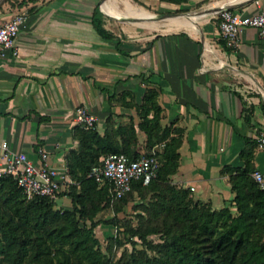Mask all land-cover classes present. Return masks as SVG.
Listing matches in <instances>:
<instances>
[{"label": "crops", "instance_id": "1", "mask_svg": "<svg viewBox=\"0 0 264 264\" xmlns=\"http://www.w3.org/2000/svg\"><path fill=\"white\" fill-rule=\"evenodd\" d=\"M130 4L143 15H133ZM103 5L115 17L101 21L110 38L92 25L94 8ZM7 6L0 22L25 18L17 54L0 56V168L3 143L34 164L42 149L48 164L61 168L78 148L72 118L79 105L95 114L101 134L132 122L135 152H146L136 106L151 88L160 125L181 135L170 183L189 188L195 201L235 214L224 168H248L251 177L264 169L257 144L264 135V38L245 27L237 46L227 47L218 12L231 7L242 15L264 14V0H28ZM159 14L171 17L154 18ZM57 201L58 208H72L67 195Z\"/></svg>", "mask_w": 264, "mask_h": 264}, {"label": "trees", "instance_id": "2", "mask_svg": "<svg viewBox=\"0 0 264 264\" xmlns=\"http://www.w3.org/2000/svg\"><path fill=\"white\" fill-rule=\"evenodd\" d=\"M27 2L6 0L11 7ZM104 17L96 6L92 25L101 37L110 38L101 25ZM136 109L138 128L145 134L144 153L163 145L155 152L159 162L156 178L147 184L134 180L129 192L111 200L107 182H96L86 174L108 153H124L130 159L140 156L135 152L134 125L111 127L103 134L96 128L75 126L78 148L68 152L66 163L76 184L64 193L72 208H58L56 202L43 196L27 199L11 176L0 177V264H264V191L248 168L226 167L223 171L229 175L235 214L228 207L216 210L195 201L189 188L170 183L177 168L181 135L176 132L171 136L169 128L160 125L157 91L146 89ZM133 193L155 198L141 204L139 226L126 224L122 231L132 245L139 241L144 248L133 246L126 258L111 262L100 249L94 232L99 224L94 217L109 202H118L116 210L122 211ZM151 234H159L160 242L148 241ZM147 250L154 254L149 256Z\"/></svg>", "mask_w": 264, "mask_h": 264}, {"label": "built area", "instance_id": "3", "mask_svg": "<svg viewBox=\"0 0 264 264\" xmlns=\"http://www.w3.org/2000/svg\"><path fill=\"white\" fill-rule=\"evenodd\" d=\"M24 18V15L18 14L0 22L1 57L8 52L13 56L17 54L15 38ZM245 27L257 29L259 35L264 38V14L242 15L232 9L218 12L220 36L227 47L237 46L239 33ZM72 121L74 127L95 129L97 117L87 106L79 105L75 109ZM257 144L264 152V135L257 138ZM1 148L6 163L0 168V177L11 176L27 199L43 196L56 202L65 195L70 186L76 184L69 175L66 160L61 168H55L48 164V156L42 149L39 150V163L34 164L25 153L9 152L4 143ZM155 152L156 150L152 149L148 153L140 154L136 159H130L124 153H108L100 158V164L90 168L86 176L96 182H107L111 200L121 198L131 190V183L134 180L142 179V183L147 184L156 178L159 162ZM252 178L264 191V169L254 171Z\"/></svg>", "mask_w": 264, "mask_h": 264}, {"label": "rangeland", "instance_id": "4", "mask_svg": "<svg viewBox=\"0 0 264 264\" xmlns=\"http://www.w3.org/2000/svg\"><path fill=\"white\" fill-rule=\"evenodd\" d=\"M9 10L10 9L6 4V0H3L0 3V21L3 20L4 16ZM185 21V19L180 20V22ZM151 201H155V198H152L151 194H144V198H140L137 194L133 193L132 196L128 197L127 203L124 205L122 211L116 210V207L119 206L117 204L118 202H109V204L101 209L94 217L95 221L99 224L94 229V232L100 241V249L102 252H105L108 255L111 262L118 261L122 256L126 258L127 254H130L134 251L133 246L135 249L144 248V245L140 244L136 237H134L133 240H136L137 244L132 245L128 241L130 237L127 234L124 235L122 231L124 230L126 224L133 228H137L139 226L137 215H139V213L143 214L142 208L140 206L143 203ZM60 203L62 202L57 201L56 206L59 207ZM62 209H64V207ZM116 229H118L117 233ZM147 239L148 241L156 244L160 242V235L151 234L147 237ZM261 242H264V237ZM147 254L152 256L154 253L151 250H147Z\"/></svg>", "mask_w": 264, "mask_h": 264}, {"label": "bare ground", "instance_id": "5", "mask_svg": "<svg viewBox=\"0 0 264 264\" xmlns=\"http://www.w3.org/2000/svg\"><path fill=\"white\" fill-rule=\"evenodd\" d=\"M128 8L131 10V11H134V13H133V15H137V16H139V15H143V13L141 14V10H140V8H137L135 5H133V4H130L129 6H128ZM101 10H102V12L104 13V15L106 16V15H111V14H109L108 12H106L105 10H104V5H103V9L101 8ZM129 11V10H128ZM130 12V11H129ZM132 14V13H131ZM113 16V15H112ZM132 20V19H131ZM175 19H173V21H174ZM177 20H179V19H177Z\"/></svg>", "mask_w": 264, "mask_h": 264}, {"label": "water", "instance_id": "6", "mask_svg": "<svg viewBox=\"0 0 264 264\" xmlns=\"http://www.w3.org/2000/svg\"><path fill=\"white\" fill-rule=\"evenodd\" d=\"M3 0H0V3L2 2ZM231 7H222V8H220L219 9V11H221V10H225V9H230ZM107 16H109V17H111V18H115L114 16H111V15H107ZM168 17H171V15H154V18H157V19H159V18H168ZM119 19V18H118ZM119 20H123V21H132L131 19H129V18H124V19H119Z\"/></svg>", "mask_w": 264, "mask_h": 264}]
</instances>
